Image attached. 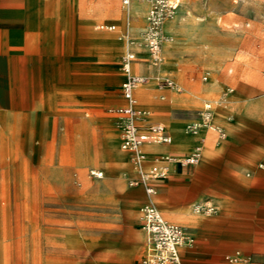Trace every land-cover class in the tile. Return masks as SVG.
I'll return each instance as SVG.
<instances>
[{"label":"rangeland","instance_id":"obj_1","mask_svg":"<svg viewBox=\"0 0 264 264\" xmlns=\"http://www.w3.org/2000/svg\"><path fill=\"white\" fill-rule=\"evenodd\" d=\"M102 20L118 29H97ZM86 29L91 32L86 40L64 43L57 51L24 52L30 60L11 68L13 81H6L9 72L0 67V264H131L144 253L138 208L147 200L145 188L129 184L128 152L118 156L109 143L114 137L120 146L110 107L123 102L125 25L101 19ZM163 31V59L172 65L175 55L182 77L169 72L160 77L171 76L180 88L174 91L199 98V118L211 103L214 116L230 122L214 121L224 137L205 126L200 139L212 137L215 150L205 158L204 147L194 174L197 183L208 184L205 200L225 196L230 209L222 213L202 200L200 213L210 221L229 219L242 237L232 250L264 253V190L258 177L264 158L250 156L263 143L247 141L264 126V0H180ZM32 34L27 45L35 47L40 38ZM95 34L105 38L95 40ZM79 44H86V51ZM158 78H148L152 109V102L162 101ZM204 84L212 90L204 93ZM145 86L138 87L142 94ZM138 96L147 124L163 122L161 113L142 108L146 103ZM246 100L261 102L262 114H245ZM231 164L240 172L233 185L220 186L216 178L200 181L206 165L219 168L212 172L217 175L231 171ZM153 199L159 204L157 194ZM210 207L215 209L208 212Z\"/></svg>","mask_w":264,"mask_h":264},{"label":"crops","instance_id":"obj_2","mask_svg":"<svg viewBox=\"0 0 264 264\" xmlns=\"http://www.w3.org/2000/svg\"><path fill=\"white\" fill-rule=\"evenodd\" d=\"M149 7L150 5L147 0H130L128 4H125L123 0H0V67L7 68L6 71L9 72L8 75L6 74V77H8L6 81H13L10 78V70L11 68L14 70L16 63L21 65L23 63L22 61L25 59L30 60L27 57H24V52L42 50L57 51L60 49V45L64 43L73 42L76 39L86 40V36L91 35V32L86 29V25H93L101 19L118 21L120 24L125 25L127 36L131 35L135 38L136 44L133 49L138 56L137 60L133 63V71L135 73L146 75L150 79L158 75H167L165 73L169 72L173 77L181 79L182 72L178 69L175 55L174 64L170 65L169 62L166 63L163 59L162 62L164 63V68L161 67V65L154 66L149 62L148 53L141 44L139 33L146 25V15ZM100 23L115 24L117 27L116 30L118 29L116 23L102 20L96 26L99 30H102L98 28ZM30 27H34L35 30H29L28 32V28ZM31 32L38 34L40 38L39 45L35 47L27 45V36L29 34L31 35ZM94 36L99 37L95 40H103L105 38L99 34H95ZM119 44H123V42L120 41ZM124 46L125 50H127L128 46L126 42H124ZM78 47L86 51V44H79ZM166 52L167 51L165 50V53ZM122 55L120 56V60ZM171 67H174L175 71L171 70ZM174 72H177L178 74L176 75ZM168 77L172 78L171 76ZM122 82L120 85L121 90ZM143 84H147V86L143 88V94L140 93V88L136 89L135 96L137 102L139 103L140 99L138 93H140L142 99H144V102L146 103V106H143L142 108L161 113L163 116V122L158 123L164 124L168 133L172 136V141L170 143L145 144L144 149L150 158L168 153L184 155L187 154L197 143L202 146V156L204 147L208 149L204 155L205 158L214 152L215 144L212 137H210L209 140L206 138L205 141L201 140L200 137L201 135H204L203 133H206L205 126L210 127L217 125L221 127L219 123L216 124L214 121L220 120L224 122V124H230L223 115L216 117L213 114L209 121L199 118L196 114L199 105V98L177 93L174 91V88L170 87H162L163 89L159 94L162 101L152 102L154 105V107L152 106V109L148 106L150 105L149 103H151L150 94L152 93L151 86L153 82L147 81ZM143 84H140L139 86ZM211 87L212 84H204L202 85V91L204 93L210 92L212 90ZM121 96L123 102L112 105L110 108L126 104V100L122 93ZM261 108V102L255 100H246L244 103V113L250 116L261 115ZM192 120H194L193 123L196 124L194 130L188 128V122ZM172 122L179 127L176 128L177 131L173 130L171 125ZM139 125L142 129H146L148 126L147 118L139 120ZM260 129V136L253 135L247 137V141L250 142L249 144H254L255 142L260 141L263 143L261 147H257V149L252 151L250 156L255 159L264 158V126ZM173 136H176L177 138L179 137V141L176 140L177 142H174ZM119 139L120 146H117V140L114 139V137H110L109 143L115 147L116 154L122 156V152L125 150L121 146V137H119ZM128 158L130 159L129 152ZM225 163H229V161H225ZM261 164L262 165L259 164L260 169L258 171L259 186L264 190V168L261 167L264 163ZM196 166L173 164L171 166V173L167 178L154 181L156 189L154 194L158 195L160 199L159 204L153 199V194L148 195L144 189L145 194L147 195V200L143 201L139 206V214L140 208L144 204L153 202L167 219L187 226L194 235L195 242L193 245L181 247L180 251L182 258L192 264H264V253L255 254L254 252L240 247L232 250L233 246L240 243L242 237L240 234L232 230L229 219L224 216L225 219L210 221L206 220L200 213V207L203 203L201 202L202 200L206 202H214L222 213H225L230 209V203L225 196L215 194L211 199L205 200L208 198V191L210 189L207 186L208 184L203 185L202 182L197 183V179L194 177ZM214 167L206 165L199 174L200 181L203 178L209 181L216 178L218 179L217 183L220 186L226 184L233 185L238 176H240V172L236 169L237 165L231 164V171H228L227 173L225 172V174L218 173L217 175L212 174V172H218L220 169H213ZM135 176L136 171L132 165L130 178ZM133 187L140 188L143 186ZM206 193L207 195H205ZM138 227L143 231L140 226V218ZM143 233L145 235L144 231ZM235 250H242L243 252L252 254L256 262L230 263L225 260V255L232 253ZM145 252L146 235L142 257ZM256 256L258 257L257 259L262 262L258 261ZM141 258L131 264H137ZM117 261V259L113 260V262L116 263Z\"/></svg>","mask_w":264,"mask_h":264},{"label":"built area","instance_id":"obj_3","mask_svg":"<svg viewBox=\"0 0 264 264\" xmlns=\"http://www.w3.org/2000/svg\"><path fill=\"white\" fill-rule=\"evenodd\" d=\"M130 0H123L128 4ZM150 7L146 15V25L141 38L142 45L148 53L149 62L159 66L161 62V50L165 39L163 27L167 18L171 17L180 0H147ZM98 28L102 30H116L115 24L100 23ZM127 50L121 57V68L125 74L122 82V94L126 104L112 107L110 111L117 117V127L121 137V146L129 152L130 159L136 171V176L130 178L131 186H143L148 195L156 192L154 181L165 179L171 173L173 164L182 166H196L202 158V146L197 143L184 155L161 154L150 158L145 151V144L170 143L172 136L162 123H152L146 129H142L139 120L143 119L146 111L137 106L135 96L136 89L140 84L148 81V77L133 71V63L138 56L133 49L136 40L126 36ZM157 85L175 88V81L168 77L158 75ZM213 106L208 104L204 107L202 117L209 121L213 114ZM217 130L221 137L225 131L217 126H210ZM102 176L103 172L96 174ZM202 208V206H201ZM200 208V209H201ZM208 208V212L214 210ZM140 226L146 235V252L137 264H192L181 256V247L193 245L195 237L189 228L183 224L167 219L161 210L153 202H148L140 208ZM225 260L230 263H254V256L242 250H235L225 255Z\"/></svg>","mask_w":264,"mask_h":264},{"label":"bare ground","instance_id":"obj_4","mask_svg":"<svg viewBox=\"0 0 264 264\" xmlns=\"http://www.w3.org/2000/svg\"><path fill=\"white\" fill-rule=\"evenodd\" d=\"M171 17H173V15L171 16ZM167 19H169V18H167ZM166 21V20H165ZM165 23V22H164ZM145 28V27H144ZM144 28L140 31V33H139V39H141L142 38V36H143V30H144ZM141 44H142V42H141ZM161 57H162V59H161V62H160V64L159 65H161V63H162V61H163V54H162V52H161ZM161 76V75H160ZM175 81V80H174ZM176 83V82H175ZM174 89H180L178 86H177V84H176V87L174 88ZM141 93V92H140ZM142 94V93H141ZM208 104H211V103H207V104H205V106H207ZM212 105V104H211ZM204 106V107H205ZM218 107V106H217ZM145 111V110H144ZM212 116H213V114H212ZM211 116V117H212ZM210 117V118H211ZM144 118H147L146 117V115L144 116ZM201 119H204V120H207L206 119V117H202ZM219 120V119H218ZM220 121V120H219ZM190 130H194L195 128H196V124H194V123H190L189 124V127H188ZM99 172H101V171H93V173H95V174H98ZM201 208V207H200Z\"/></svg>","mask_w":264,"mask_h":264}]
</instances>
